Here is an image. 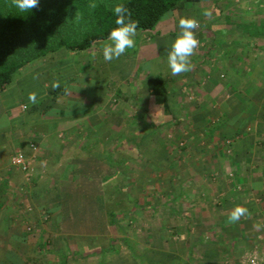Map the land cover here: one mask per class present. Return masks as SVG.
<instances>
[{
    "label": "rangeland",
    "instance_id": "obj_1",
    "mask_svg": "<svg viewBox=\"0 0 264 264\" xmlns=\"http://www.w3.org/2000/svg\"><path fill=\"white\" fill-rule=\"evenodd\" d=\"M168 17L111 62L99 42L27 69L52 100L44 118L72 104L70 121L43 123L59 140L9 193L16 221L0 231V264H239L264 247V34L252 35L264 0H205ZM181 17L199 22L200 44L192 70L173 76ZM154 77L171 115L149 91ZM237 205L248 215L229 222Z\"/></svg>",
    "mask_w": 264,
    "mask_h": 264
},
{
    "label": "trees",
    "instance_id": "obj_2",
    "mask_svg": "<svg viewBox=\"0 0 264 264\" xmlns=\"http://www.w3.org/2000/svg\"><path fill=\"white\" fill-rule=\"evenodd\" d=\"M205 0H40L39 7L21 13L11 0H0V91H5L19 72L31 63L61 50L83 53L105 42L117 27L112 9L123 3L139 21L137 31L156 32L172 12ZM95 3V8L90 7ZM264 34V23L252 35ZM152 96L163 98L164 110L171 115L170 92L161 77L147 81ZM116 226L119 216L108 214Z\"/></svg>",
    "mask_w": 264,
    "mask_h": 264
},
{
    "label": "crops",
    "instance_id": "obj_3",
    "mask_svg": "<svg viewBox=\"0 0 264 264\" xmlns=\"http://www.w3.org/2000/svg\"><path fill=\"white\" fill-rule=\"evenodd\" d=\"M167 17L159 27H164L169 18ZM38 61H35V63ZM30 65L15 75L12 83L5 91H0V108L2 110L0 116V197L2 198L0 200V231H9L11 223L16 221L11 215L16 200L10 199L9 193L11 191L21 190V187L25 183L26 173L22 171L23 169L14 165V157L18 154H23L33 168V174L39 175L41 173V167L38 161L42 158L43 148H50L53 143L59 140L57 135L58 131H53L52 127L43 129V123L46 124L50 121V123L59 122V124H67L70 121L65 119V117L68 116L67 112H69V106H72V104L65 106L62 103H60L61 105L56 103L54 104L56 106L54 108L56 109L55 113H48L46 115L47 118H44V112L46 110L53 111V107L50 104L52 100L49 98L48 101L46 99L42 100L41 97L44 95V89L41 86L38 87L37 79H31L32 73L27 71ZM36 69H38V66ZM19 76L22 77L20 81L17 80ZM18 81L19 84H15ZM31 92L36 93L35 104L28 100V95ZM44 101L49 102V104H44ZM49 106L52 109H49ZM59 109L60 111L62 110L61 117L59 116L61 115ZM34 145L38 147L35 148ZM34 151L38 152L36 153ZM5 223L7 224L6 226H4ZM8 231L2 233L10 234ZM23 234L22 231H19L16 238H21ZM7 253L8 250L5 251L6 255Z\"/></svg>",
    "mask_w": 264,
    "mask_h": 264
},
{
    "label": "clouds",
    "instance_id": "obj_4",
    "mask_svg": "<svg viewBox=\"0 0 264 264\" xmlns=\"http://www.w3.org/2000/svg\"><path fill=\"white\" fill-rule=\"evenodd\" d=\"M40 0H11V6L21 13L31 12L39 7ZM95 3L90 7L95 8ZM116 16L115 24L103 45V58L106 62L119 59L129 50L135 49L137 29L139 21L132 19L131 11L123 3L116 4L112 9ZM205 15L210 13L205 12ZM199 27V22L195 18L181 17L179 19L180 33L171 44L168 51V67L173 76L181 75L192 70L191 57L199 47V40L196 38L195 30ZM60 87L58 81L53 82L52 88ZM31 103H36V93L31 92L28 95ZM27 107V106H25ZM248 215V209L243 206H235L228 217L229 222H237L241 217Z\"/></svg>",
    "mask_w": 264,
    "mask_h": 264
},
{
    "label": "built area",
    "instance_id": "obj_5",
    "mask_svg": "<svg viewBox=\"0 0 264 264\" xmlns=\"http://www.w3.org/2000/svg\"><path fill=\"white\" fill-rule=\"evenodd\" d=\"M14 165L21 166L24 171L29 170L30 163L23 154H18L14 158ZM239 264H264V247L254 250L247 257L243 258Z\"/></svg>",
    "mask_w": 264,
    "mask_h": 264
}]
</instances>
